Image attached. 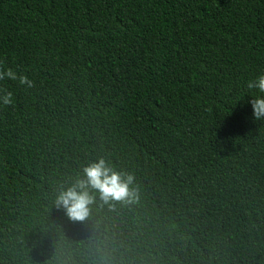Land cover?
Returning <instances> with one entry per match:
<instances>
[{"label":"trees","instance_id":"trees-1","mask_svg":"<svg viewBox=\"0 0 264 264\" xmlns=\"http://www.w3.org/2000/svg\"><path fill=\"white\" fill-rule=\"evenodd\" d=\"M0 264H264V0H0ZM104 158L134 203L55 205Z\"/></svg>","mask_w":264,"mask_h":264},{"label":"clouds","instance_id":"clouds-1","mask_svg":"<svg viewBox=\"0 0 264 264\" xmlns=\"http://www.w3.org/2000/svg\"><path fill=\"white\" fill-rule=\"evenodd\" d=\"M9 79L18 81L27 88L35 87V81L27 75H20L12 68L6 70L0 62V81ZM247 88L256 90L261 95H254L250 101L254 118L264 119V74L254 80H249ZM15 97L13 92L6 88H0V105L13 106ZM135 183L133 173L114 170L109 163L100 158L83 168V178H79L67 189H62L55 201L58 208L66 211L68 218L74 222H83L90 218L92 208L96 203V196L104 204L113 206L112 202L134 203L139 198L138 189L132 187Z\"/></svg>","mask_w":264,"mask_h":264}]
</instances>
